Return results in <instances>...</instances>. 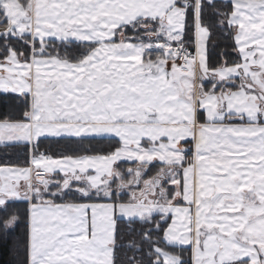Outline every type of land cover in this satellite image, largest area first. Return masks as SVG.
Returning <instances> with one entry per match:
<instances>
[{"label":"snow or ice","instance_id":"snow-or-ice-1","mask_svg":"<svg viewBox=\"0 0 264 264\" xmlns=\"http://www.w3.org/2000/svg\"><path fill=\"white\" fill-rule=\"evenodd\" d=\"M0 93L22 264H264V0H0Z\"/></svg>","mask_w":264,"mask_h":264},{"label":"trees","instance_id":"trees-1","mask_svg":"<svg viewBox=\"0 0 264 264\" xmlns=\"http://www.w3.org/2000/svg\"><path fill=\"white\" fill-rule=\"evenodd\" d=\"M233 42L219 31H214V39L212 46L209 48V64L210 66H218L222 60L226 59L228 63H234L238 60V54L232 50ZM21 105L15 96L0 95V118L5 116H18L21 111ZM85 146H88L86 142ZM93 147L102 151H108L112 147L111 141H103L102 143L93 142ZM75 147V146H73ZM41 151L53 156H59L63 152L69 151L68 144L54 143L51 140L45 141L41 146ZM5 155L7 161L13 164L23 163L27 158L21 149H8L6 153L0 150V163L5 162ZM16 211L21 216V221L18 227L12 229L7 234L0 230V264H22L24 260L23 250L27 244V223L25 220V205L21 204ZM3 214H0L2 216ZM18 246L21 254L18 255ZM121 256L124 255L122 252ZM187 256V253L185 254Z\"/></svg>","mask_w":264,"mask_h":264},{"label":"flooded vegetation","instance_id":"flooded-vegetation-1","mask_svg":"<svg viewBox=\"0 0 264 264\" xmlns=\"http://www.w3.org/2000/svg\"><path fill=\"white\" fill-rule=\"evenodd\" d=\"M0 95H9V96H14V94H3V93H0Z\"/></svg>","mask_w":264,"mask_h":264}]
</instances>
